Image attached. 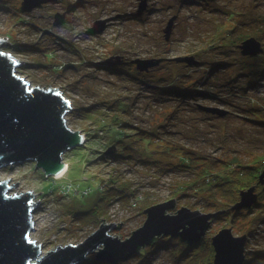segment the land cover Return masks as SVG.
I'll list each match as a JSON object with an SVG mask.
<instances>
[{"label": "rangeland", "instance_id": "374dc122", "mask_svg": "<svg viewBox=\"0 0 264 264\" xmlns=\"http://www.w3.org/2000/svg\"><path fill=\"white\" fill-rule=\"evenodd\" d=\"M139 3L52 0L20 15L16 0L0 2V40L9 45L2 51L21 62L17 75L30 87L57 89L73 108L64 118L66 126L86 139L82 146L63 155L62 161L69 166L63 179L45 177L33 162L0 169V181L17 183L11 195L31 192L34 202L38 201L32 215L34 231L28 238L42 248L43 254L81 243L101 225L121 223L118 231L108 234L124 241L143 225V211L149 203L172 197L177 207L168 212L170 215L189 207L205 213L210 199L206 193L196 194V187L180 196L181 200L171 195L176 182L200 179V171L181 172L174 167L180 163L177 153L170 151L175 149L172 143L176 148L186 147L192 158L231 154L246 160L247 153L257 152L256 146L264 141V129L255 131L256 127L242 119L251 99L264 98V67L258 60L242 58L237 47L239 36L252 35L264 50V0H146L145 10L137 17ZM56 15H65L63 22ZM172 17L176 19L166 40L164 30ZM98 21L104 22L100 32L94 26ZM35 25L41 29L36 30ZM91 27L96 29L92 32ZM87 28L91 34L86 33ZM111 57L122 58L125 64H104ZM190 57L196 63L179 64L176 60ZM137 60L155 64L138 72L131 65ZM261 61L264 63V53ZM243 63L254 66L242 69ZM206 76L207 80L203 79ZM247 83L254 84L255 90ZM187 84L191 90L195 86L197 91L205 89L202 92L208 95L187 93ZM158 85L167 92L159 91ZM169 98L183 102L181 116L187 119L179 134L170 126L161 127L164 119L155 121L160 108L169 106ZM197 106L218 107L230 113L219 119L203 114ZM260 110L264 117V110ZM119 123L126 126L122 129L125 135L145 130L150 137L168 142H152L156 145L140 158L158 161L161 169L140 163L137 154L126 163L102 160L107 146L120 134ZM115 176L130 185V191L124 192L129 196L110 203L99 200ZM78 214L88 216L79 221ZM213 220L204 237L206 244L200 249L196 246L189 259L179 256L183 245L177 238L158 237L156 243L117 264H211L210 238L225 228H231L234 236H247L244 254L245 259H253L250 264H264V207L234 216L230 222L228 218ZM79 264L108 263L92 254Z\"/></svg>", "mask_w": 264, "mask_h": 264}, {"label": "water", "instance_id": "95a60500", "mask_svg": "<svg viewBox=\"0 0 264 264\" xmlns=\"http://www.w3.org/2000/svg\"><path fill=\"white\" fill-rule=\"evenodd\" d=\"M1 1V0H0ZM52 0H21L20 11L30 13ZM137 16L146 8V0H139ZM175 17L168 20L164 37L170 38ZM104 22H96V32L104 29ZM8 43L0 40V169L33 162L45 177L54 176L63 166V155L82 146L86 139L79 131L70 130L65 116L72 111L70 102L57 89H42L30 85L17 75L20 61L2 51ZM242 56L254 57L261 52L259 42L253 38L239 45ZM108 59L120 65V58ZM178 62L196 63L192 57L177 58ZM107 63V62H106ZM151 60L135 61L140 71L154 65ZM205 112L223 116L217 108H203ZM83 137V138H82ZM82 138V140H80ZM258 182L264 184V172ZM17 183L0 181V264H79L95 254L98 261L117 264L135 255L158 237L179 238L192 244L210 229L212 214H202L182 208L172 215L176 201L168 200L153 205L143 212V225L131 232L124 241L109 236L118 224L101 225L92 235L76 245L56 247L42 253V248L28 236L34 231L33 213L38 206L31 192L11 195ZM38 195V194H36ZM256 201L254 187L239 193L234 209H248ZM104 221V220H101ZM119 226V228H120ZM246 236H234L231 229L218 231L211 237L212 264H243Z\"/></svg>", "mask_w": 264, "mask_h": 264}, {"label": "trees", "instance_id": "16d2710c", "mask_svg": "<svg viewBox=\"0 0 264 264\" xmlns=\"http://www.w3.org/2000/svg\"><path fill=\"white\" fill-rule=\"evenodd\" d=\"M5 1L6 0H1L0 2L3 3ZM16 1L19 2V0H16ZM20 4H21V1H20ZM19 14L23 15L25 13H22L20 11V8H19ZM64 18H65V16H64ZM175 19H176V17H175ZM18 23H20V24L23 23V20H21V19L18 20ZM34 28L36 30L41 29L39 26H36V25L34 26ZM43 33L47 34L48 32L42 31L41 34H43ZM255 37H256V35H255ZM249 38L255 39L254 37H252V35H241V36H239V39H238L239 45L243 41H245ZM256 41L259 42L258 40H256ZM259 44H260V42H259ZM239 45L237 46L238 50H239ZM260 47H261V52L254 57L242 56L240 53V50H239V53L242 56V58H244L245 60H251V61L258 60L261 64V66L264 67V63L261 61V56L263 55L264 50L262 49L261 44H260ZM173 59L174 58H172V60ZM121 61H122L121 62L122 65L125 64V61L122 58H121ZM112 62H108V59H107L104 62V64H109L111 67H113L115 65H112L113 64ZM100 64H101L100 66H102L103 62H100ZM179 64H181V62H179ZM131 65L133 66L132 68H135L136 71H138V72L140 71L137 68V66L135 65V63L131 62ZM253 66L254 65H252V64L243 63L242 69L244 67L252 68ZM119 67H121V66H119ZM255 73H258V71ZM222 75H223V77H225L224 74H222ZM203 79L207 80V76L204 77ZM188 83H189V85H192L191 82H188ZM245 85L248 88H250L251 90H255L254 84H251V83L248 84L247 83ZM160 86L161 85L157 86L158 87L157 89L159 91H161L163 93L167 92L165 88H162ZM202 90L205 91V89H203V88L200 89L199 91H197L196 86H195V89L193 88V90H191V88L187 84L186 92L189 94L199 93V94L204 95V96L208 95L207 92H202ZM172 93L173 94L176 93L175 95H182V92H180V91H173ZM167 101H168L170 107L165 106L162 110L160 108V110L156 113L157 116L155 117V121H159V120L164 119L163 120L164 123L161 124V127H169L170 126V127H172V129H175L173 131V133L179 134L181 126L185 124V119H187V118L181 116L182 111H180V104H182L183 102L175 101V99H171V98L167 99ZM255 103L256 104L260 103V106L254 107ZM163 104H161V105H163ZM223 104L229 105L226 102H223ZM250 104H251V107L250 106L248 107V110H246V115L242 116V119H244L246 122H248L251 125H253L254 127H256L255 131H258L259 129H264V117L261 115V110H260L261 108L264 110V98L258 97L256 99H251ZM197 108L203 114L211 116V117L219 118V119L226 118V116L229 115V113H230L229 111L222 109V108H218V107L197 106ZM203 108L221 109L226 114L223 116H218L215 114H211L209 112H205L203 110ZM183 112H184V110H183ZM163 115H164V117H163ZM111 120L113 123L116 122L115 117H113ZM167 122H169V123H167ZM117 125H120L117 127L119 129L120 134H117V137L114 140L113 144L111 143L109 146H107L106 151H104V153L102 154V156H103L102 160H104L107 163H108V161L109 162L112 161L115 163L120 161V162L126 163L127 161L132 160L134 155L137 154V156H139L138 161L140 163L145 164L148 167H156L158 169H161L160 167H158V165H157L158 161H156V160L151 161V160L140 159L142 156H144V153L149 154L150 147L152 145H156L155 143L157 141H160V140L150 137L151 134H149L145 130L139 131L136 134H133L132 136L125 135V134H123L122 129L126 128V126H122L120 123ZM150 126H152L151 123H150ZM149 130H151V128ZM152 142H155V143H152ZM160 142L161 143L166 142L165 144L168 143L165 140H161ZM171 145H173V147L175 149L172 148V150H170V151H172V153H177V156H179V163L180 164H178V163L174 164L175 168H178V170L180 169L181 172L182 171L187 172V171H190L191 169L195 170V171H200V174L198 176V177H200V179L195 181L194 183L180 182V181L176 182V184L173 187H171V195L178 197L180 199V196L182 197L185 194H188L191 190L195 189V187H196V192H195L196 194L206 193L207 197L210 199V201L208 202V204L210 203V206L207 207L206 209H204V210H206V212L202 213V214H212L211 223H212V221H214L213 219H217V218H228L229 222H230V218L232 221L234 216H238L240 214L243 215L246 212H250L252 209H254L256 207H259V208L264 207V184H260L258 182L260 175L264 172V141H263L261 146H256L257 152L252 151L250 153H247V155L245 156V157H247L246 160H243V158H241L240 156L238 157V156H234L231 154H229V155L226 154L225 156H221V157H215V158H213L214 160L212 159V157H209L207 155L192 158L193 155L191 154V151L186 152V150H187L186 147L176 148L174 143H172ZM224 146H225L224 147V149H225L227 147V145H224ZM147 147H148V149H147ZM116 148L118 150H116ZM248 151H249V149H248ZM196 153H197V155H199V152H196ZM153 165H155V166H153ZM213 173H216V174H213ZM109 184H110V186H108V185L105 186L106 191L104 192V196L100 195L99 200H106L110 203V202L116 201L117 199H124L127 196H129V195H126L125 193L130 191V185L127 184V182L124 179L120 178V176H115L113 179L109 180ZM114 184H116V187H113ZM195 185H197V186H195ZM251 187H254V194L256 195V201L254 202V204H252V206L248 209H240V210L234 209L233 208L234 205H236V203L239 202V193L241 191H245ZM168 200H175L177 202V200L174 199L173 197L169 198ZM159 203L160 202H158V201H157V203L156 202L149 203V205L147 207H151V206L159 204ZM107 206H108V204H104L105 208ZM176 207L177 206L175 204L174 210L176 209ZM187 207H189V206H187ZM189 208H186V209H189ZM180 209H182V208H180ZM180 209H178V210H180ZM190 211H195V210H190ZM104 212H105V210H104ZM195 212H199V211H195ZM199 213H201V212H199ZM87 216H88V214H78L77 218L79 221H84L85 219L83 217H87ZM96 220H97V218L91 220V222L93 223ZM86 223H90V220H88ZM95 224L96 223H94V225ZM119 226L120 225L116 226L117 227L116 231L119 230ZM206 233H205V235L199 237L197 242L192 243V244L183 242L179 238H177L180 241L179 243L181 245H183V251L181 252V254H179V256L187 257L188 259L193 257L195 247L199 245V248L198 247L197 248L200 249L201 244H203V243L206 244L207 240L204 239V237L206 236ZM156 240H157V238H155L151 242V244L148 246H151L152 244L156 243ZM210 246H211V238H210ZM143 248L144 247H140L135 255L139 254L138 252L141 251ZM213 255H214L213 249L211 246L210 256L212 257ZM244 256H245V254H244ZM254 260H256V259H254ZM210 261H211V259H210ZM212 262H213V258H212ZM212 262H211V264H212ZM252 262H253L252 258H250V259L246 258L244 260L243 264H250ZM209 264H210V262H209Z\"/></svg>", "mask_w": 264, "mask_h": 264}, {"label": "bare ground", "instance_id": "6f19581e", "mask_svg": "<svg viewBox=\"0 0 264 264\" xmlns=\"http://www.w3.org/2000/svg\"><path fill=\"white\" fill-rule=\"evenodd\" d=\"M72 110H73V108H72ZM82 138L80 140H82ZM68 171H69V166L67 165V163L63 162V166H62L61 170L58 171L57 173H55L54 176H50V177L54 180L63 179L67 175Z\"/></svg>", "mask_w": 264, "mask_h": 264}, {"label": "flooded vegetation", "instance_id": "af4514ba", "mask_svg": "<svg viewBox=\"0 0 264 264\" xmlns=\"http://www.w3.org/2000/svg\"><path fill=\"white\" fill-rule=\"evenodd\" d=\"M20 1H21V0H19V3H20ZM65 12H67V11H65ZM56 16H59L58 19L61 20V21H63L65 15H56ZM56 16H55V17H56ZM55 17H54V19H55V21H57ZM89 29H90V28H87L86 33H90V32H91V31H89ZM91 29H92V27H91ZM95 29H96V28H95ZM95 29H92V32H93ZM92 32H91V33H92ZM91 33H90V34H91Z\"/></svg>", "mask_w": 264, "mask_h": 264}, {"label": "built area", "instance_id": "2783aa9c", "mask_svg": "<svg viewBox=\"0 0 264 264\" xmlns=\"http://www.w3.org/2000/svg\"><path fill=\"white\" fill-rule=\"evenodd\" d=\"M115 224V223H114Z\"/></svg>", "mask_w": 264, "mask_h": 264}]
</instances>
